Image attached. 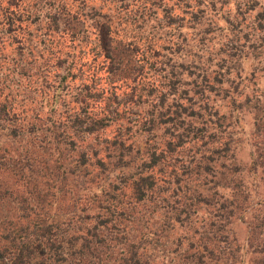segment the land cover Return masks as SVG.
<instances>
[{
	"label": "rangeland",
	"instance_id": "374dc122",
	"mask_svg": "<svg viewBox=\"0 0 264 264\" xmlns=\"http://www.w3.org/2000/svg\"><path fill=\"white\" fill-rule=\"evenodd\" d=\"M105 17L112 60L94 49ZM12 66L29 69L13 80ZM0 84L37 128L69 124L81 96L82 116L106 118L74 143L71 130L55 132L60 147L28 134L30 160L11 167L16 187L30 163L22 184L39 195L28 210L59 219L58 238L101 230L102 242L140 244L142 264H200L197 242L220 257L238 245L246 259L249 226L264 215V0H0ZM82 150L88 160L74 164ZM139 172L155 176L137 201L129 182Z\"/></svg>",
	"mask_w": 264,
	"mask_h": 264
},
{
	"label": "trees",
	"instance_id": "16d2710c",
	"mask_svg": "<svg viewBox=\"0 0 264 264\" xmlns=\"http://www.w3.org/2000/svg\"><path fill=\"white\" fill-rule=\"evenodd\" d=\"M5 20V29L13 27V23L16 21L14 12H8ZM53 23L59 25L58 18L55 17ZM115 30L114 24L107 17L104 20L96 21L94 29L95 54L112 60ZM63 62L67 63V69H70L74 63L73 59L63 60ZM28 69L29 67L22 66L19 70L17 67L12 66L9 68L10 73L7 75H11L12 79L16 80L14 76L18 72L19 76H22ZM12 88L13 86L6 85L5 92L0 84V135H4L6 139L1 146L4 152L0 154V264H91L94 263V257H96V264H142L141 254H139L140 244L138 243H129L124 247H119L115 243L110 244L112 240L102 242L105 235L101 230L102 234H94L93 236L88 229L86 231L77 230V234L76 231L74 234L68 233V238L65 241L58 238L61 226L59 219H49L44 214L28 210L36 206L39 195V192L36 193L26 184H22L23 179L31 176L32 173L28 161L27 164L21 166L18 173L20 175L19 185L15 187L9 183V177L12 176L11 167L16 162L19 163V159L23 157L30 160L31 147L35 146L31 143V146H28L22 140L28 134L36 133V135H39L42 133L46 136L49 133L50 138L52 140L56 139L55 143L60 147L63 145V140L56 136L58 134L55 132L62 129L63 132L61 133L66 134L64 131L71 130L69 138L71 143H74L73 133H77L81 128L92 133L102 125H106V118L101 116L93 119V117L82 116L80 114V104L87 103V99L85 96H81L78 105L74 108L73 118L67 124L68 126H58L55 130H51V124L46 121L37 128L33 117L20 116L24 104L18 105V103L12 101ZM26 90L23 91L27 92ZM60 92L61 90H58L55 96L59 97ZM7 145H15L13 151L8 150ZM171 145L169 143V146ZM51 155H54L56 163L61 160V156L64 157L63 159L66 157L61 150L57 151L55 155L52 149ZM87 155L88 152L82 150L74 164L77 162L85 163L88 160ZM148 158L149 156L144 155L142 162L146 163ZM260 166L264 168V163H261ZM154 176L153 172H139L131 175L129 188L137 201L143 199L148 191L152 189ZM105 207L102 208V213H111L110 208L105 209ZM96 215L100 214L97 213ZM79 235L83 236L84 240L77 245L73 239H77L76 236ZM246 243L247 257L244 260L238 253L240 252L238 245L235 249L230 247L226 250V257H220L213 255L215 251L217 253V248L208 246L203 242H197L193 244L194 246L192 245L194 247L193 255L197 263L200 264H264V215L250 224Z\"/></svg>",
	"mask_w": 264,
	"mask_h": 264
}]
</instances>
